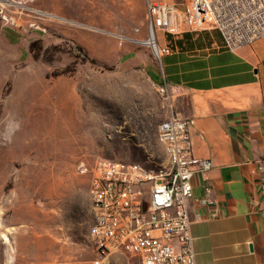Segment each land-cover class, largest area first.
<instances>
[{
  "label": "rangeland",
  "instance_id": "obj_1",
  "mask_svg": "<svg viewBox=\"0 0 264 264\" xmlns=\"http://www.w3.org/2000/svg\"><path fill=\"white\" fill-rule=\"evenodd\" d=\"M46 1L27 4L57 18L20 14L6 4L11 19L0 18V264H85L95 258L88 234L90 169L99 160L153 170L166 164L157 137L166 110L146 71L152 63L158 75V64L128 39L145 36V10L135 23L140 9L130 0H71L92 7V24L49 9ZM154 1L176 2L178 9L184 2ZM77 31L114 41L115 60L97 61ZM32 231L45 238V253ZM109 264L141 263L114 253Z\"/></svg>",
  "mask_w": 264,
  "mask_h": 264
},
{
  "label": "crops",
  "instance_id": "obj_2",
  "mask_svg": "<svg viewBox=\"0 0 264 264\" xmlns=\"http://www.w3.org/2000/svg\"><path fill=\"white\" fill-rule=\"evenodd\" d=\"M130 1L140 9L134 22H142L146 0ZM44 4L97 23L91 6L71 0ZM75 36L97 61L115 60L114 41L88 31ZM172 38V51L157 66L158 75L152 63L146 71L153 85H167L178 113L192 121L193 155L211 162L208 171L192 177L188 208L195 264H264V211L258 208L254 172V160L264 157V36L235 51L219 48L216 30ZM36 235L30 234L45 253V238Z\"/></svg>",
  "mask_w": 264,
  "mask_h": 264
},
{
  "label": "built area",
  "instance_id": "obj_3",
  "mask_svg": "<svg viewBox=\"0 0 264 264\" xmlns=\"http://www.w3.org/2000/svg\"><path fill=\"white\" fill-rule=\"evenodd\" d=\"M32 1L0 0V18L11 19L4 13V4L17 7L20 14L57 18L27 4ZM180 5L178 9L176 2L146 0L145 36L128 38L145 47L159 66L172 51L170 40L163 43L168 35L216 30L221 37L219 48L228 51L264 36V0H184ZM154 87L166 110L157 126L166 164L153 170L99 160L90 169L93 221L88 234L98 255L85 264H109L114 253L134 256L141 264H195L188 208L192 177L208 171L211 162L193 155L192 121L178 113L167 85ZM254 172L261 196L258 208L264 211V157L254 160Z\"/></svg>",
  "mask_w": 264,
  "mask_h": 264
},
{
  "label": "bare ground",
  "instance_id": "obj_4",
  "mask_svg": "<svg viewBox=\"0 0 264 264\" xmlns=\"http://www.w3.org/2000/svg\"><path fill=\"white\" fill-rule=\"evenodd\" d=\"M6 239V238H5Z\"/></svg>",
  "mask_w": 264,
  "mask_h": 264
}]
</instances>
